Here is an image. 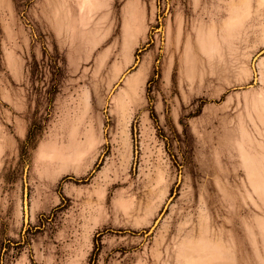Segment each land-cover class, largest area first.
<instances>
[{
	"label": "rangeland",
	"instance_id": "1",
	"mask_svg": "<svg viewBox=\"0 0 264 264\" xmlns=\"http://www.w3.org/2000/svg\"><path fill=\"white\" fill-rule=\"evenodd\" d=\"M41 1L0 0V264H161L200 222L264 264V0Z\"/></svg>",
	"mask_w": 264,
	"mask_h": 264
},
{
	"label": "crops",
	"instance_id": "2",
	"mask_svg": "<svg viewBox=\"0 0 264 264\" xmlns=\"http://www.w3.org/2000/svg\"><path fill=\"white\" fill-rule=\"evenodd\" d=\"M43 3L44 0L39 9ZM133 35L136 36L135 33ZM29 136L30 132L25 139H29ZM190 224L183 225L181 234L175 240V252H167L166 259L160 261L161 264H248L237 257L232 240L226 242L221 238L216 239L213 237L214 231L203 222L197 228L192 224V230ZM194 230L197 232L194 233ZM159 254L160 252H155L157 258Z\"/></svg>",
	"mask_w": 264,
	"mask_h": 264
},
{
	"label": "water",
	"instance_id": "3",
	"mask_svg": "<svg viewBox=\"0 0 264 264\" xmlns=\"http://www.w3.org/2000/svg\"><path fill=\"white\" fill-rule=\"evenodd\" d=\"M25 212H26V216L28 214V205H27V198L25 197Z\"/></svg>",
	"mask_w": 264,
	"mask_h": 264
}]
</instances>
